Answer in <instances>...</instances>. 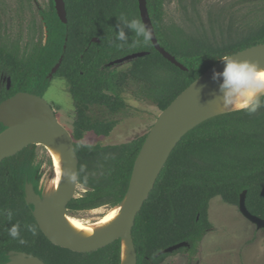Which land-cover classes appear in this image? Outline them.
Listing matches in <instances>:
<instances>
[{
  "label": "trees",
  "instance_id": "trees-1",
  "mask_svg": "<svg viewBox=\"0 0 264 264\" xmlns=\"http://www.w3.org/2000/svg\"><path fill=\"white\" fill-rule=\"evenodd\" d=\"M16 3L22 11L29 0ZM64 3L66 24L58 19L53 0L38 12L46 30L44 43L39 39L22 47L20 36L11 41L0 27V103L20 92L42 97L48 75L63 57L54 76L66 81L73 101L69 132L78 161V185L85 190L67 205V214L74 216L101 207L115 208L125 198L147 135L118 146L83 141L88 133L111 134L127 113L121 92L130 82L138 84L139 98L148 100L160 112L165 110L223 56L264 44V6L262 15L248 26L211 41L199 31L187 34L170 28L164 22L165 0H146L159 45L187 68L182 71L164 59L151 40L144 43L127 29L126 41L116 38L121 14L141 21L138 0ZM179 4L183 10V0ZM141 52L148 55L125 63L123 70L109 66ZM4 129L0 124V133ZM40 167L36 145L0 163V264L10 261L9 252L33 255L45 264H121L120 240L95 252L75 253L53 245L44 236L32 215L33 206L25 201L26 184L41 195ZM244 191L248 211L264 220V108L253 115L230 112L215 116L181 139L136 217L132 236L137 264H162L179 252L195 253L213 229L208 218L210 201L219 197L238 207ZM17 223L20 237L13 239L8 230ZM183 242L188 247L163 253Z\"/></svg>",
  "mask_w": 264,
  "mask_h": 264
},
{
  "label": "water",
  "instance_id": "water-1",
  "mask_svg": "<svg viewBox=\"0 0 264 264\" xmlns=\"http://www.w3.org/2000/svg\"><path fill=\"white\" fill-rule=\"evenodd\" d=\"M53 2L58 19L66 24L64 0H53ZM138 8L141 21L151 31L150 40L155 50L175 67L187 71L186 67L159 45L148 14L146 0H138ZM147 55L146 52L134 53L111 62L109 66L128 63ZM231 56L236 60H250L259 65L264 64V44L253 46ZM62 59L63 57H60L58 63L52 68L48 75L49 80L57 72ZM223 69L224 64L219 61L159 113L135 160L127 193L122 203L118 205L121 206V211L115 225L105 233L90 239L77 237L63 222V215L67 214V205L75 198L78 186V178L73 183L68 181V175L77 176L78 167L74 141L69 130L57 120L53 109L42 97L20 92L2 101L0 124L5 129L0 133V163L30 145H51L61 149L63 154L62 181L57 193L51 197H44L42 194L37 195L31 184L25 185V201L33 206L32 215L44 236L53 245L75 253L95 252L120 240L121 251L123 242L128 248L127 264H137L132 229L137 215L153 190L172 151L195 127L208 119L225 114L218 113L203 117L204 105L219 87V83H222V80L214 82L212 74L214 71L222 72ZM246 194L247 192L244 191L240 195L238 210L258 230H264V220L248 211ZM185 247H188V243H179L167 248L163 253L172 254ZM8 256L10 261L7 264H45L38 257L21 252H9Z\"/></svg>",
  "mask_w": 264,
  "mask_h": 264
},
{
  "label": "rangeland",
  "instance_id": "rangeland-1",
  "mask_svg": "<svg viewBox=\"0 0 264 264\" xmlns=\"http://www.w3.org/2000/svg\"><path fill=\"white\" fill-rule=\"evenodd\" d=\"M48 0H29L24 10H18L16 0H0V27L5 29L11 41L20 36L21 46L39 39L45 42L46 30L39 11L47 7ZM261 0H165L164 22L170 28L180 29L187 34L202 32L212 39H224L248 26L262 15ZM228 33V34H227ZM123 70L125 63L116 65ZM138 84L130 82L121 92L127 104V113L120 117L118 125L109 136L88 133L84 143L100 146H118L147 135L160 111L148 100L137 96ZM42 98L51 106L57 120L67 129H72L73 101L66 81L58 76L49 80ZM37 162L41 164L39 190L49 196L54 178L52 160L44 147L37 146ZM85 190L77 186L75 198ZM101 207L81 211L73 215L82 220L101 218L111 210ZM208 218L212 224L197 251L171 255L162 264H264V230H258L239 212L238 207L224 203L216 197L210 201Z\"/></svg>",
  "mask_w": 264,
  "mask_h": 264
},
{
  "label": "clouds",
  "instance_id": "clouds-1",
  "mask_svg": "<svg viewBox=\"0 0 264 264\" xmlns=\"http://www.w3.org/2000/svg\"><path fill=\"white\" fill-rule=\"evenodd\" d=\"M119 29L116 38L119 41H126L125 29L134 32L137 38H142L144 43L151 39L150 29L139 19H129L124 14L118 17ZM224 64L222 72H213L212 80L219 82L220 99L223 107L231 112H245L248 115L256 114L264 108V68L259 63L250 60H236L231 55H225L220 60ZM67 174V173H66ZM75 174L68 175V181H76ZM11 219V212L8 213ZM31 230V229H30ZM8 234L13 239L20 237L19 223L12 225ZM20 243H24L20 239Z\"/></svg>",
  "mask_w": 264,
  "mask_h": 264
},
{
  "label": "bare ground",
  "instance_id": "bare-ground-1",
  "mask_svg": "<svg viewBox=\"0 0 264 264\" xmlns=\"http://www.w3.org/2000/svg\"><path fill=\"white\" fill-rule=\"evenodd\" d=\"M261 68H264V64L260 65ZM219 87L214 91L209 100L204 105L203 117L212 116L218 113H228L231 112L229 109H225L220 99L221 93L218 91ZM50 156L54 168V178L50 185L49 197L53 196L59 190L62 181V165H63V154L61 149L46 145L42 146ZM121 211V206L112 208L101 218L95 219L93 221L82 220L75 216L68 214L63 215V222L66 227L73 232L77 237L83 239H90L97 237L109 229H111L119 216ZM122 264L128 263L129 252L126 244L122 243Z\"/></svg>",
  "mask_w": 264,
  "mask_h": 264
},
{
  "label": "flooded vegetation",
  "instance_id": "flooded-vegetation-1",
  "mask_svg": "<svg viewBox=\"0 0 264 264\" xmlns=\"http://www.w3.org/2000/svg\"><path fill=\"white\" fill-rule=\"evenodd\" d=\"M7 88H8V86H7ZM38 188H39V186H38ZM41 192V191H40Z\"/></svg>",
  "mask_w": 264,
  "mask_h": 264
}]
</instances>
